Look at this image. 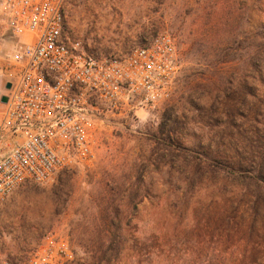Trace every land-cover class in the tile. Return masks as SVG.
<instances>
[{"label": "rangeland", "instance_id": "1", "mask_svg": "<svg viewBox=\"0 0 264 264\" xmlns=\"http://www.w3.org/2000/svg\"><path fill=\"white\" fill-rule=\"evenodd\" d=\"M65 32L100 58L168 32L180 70L157 102L99 113L90 166L13 192L1 254L52 232L72 264H264V0H73Z\"/></svg>", "mask_w": 264, "mask_h": 264}, {"label": "built area", "instance_id": "2", "mask_svg": "<svg viewBox=\"0 0 264 264\" xmlns=\"http://www.w3.org/2000/svg\"><path fill=\"white\" fill-rule=\"evenodd\" d=\"M73 0H0V75L11 83L0 107V207L26 183L90 166L99 113L122 114L167 94L180 70L176 39L159 32L123 55L97 57L65 32ZM72 264L69 239L49 232L23 261Z\"/></svg>", "mask_w": 264, "mask_h": 264}, {"label": "crops", "instance_id": "3", "mask_svg": "<svg viewBox=\"0 0 264 264\" xmlns=\"http://www.w3.org/2000/svg\"><path fill=\"white\" fill-rule=\"evenodd\" d=\"M6 82V79L0 75V107H2L1 96L7 94V89L5 88Z\"/></svg>", "mask_w": 264, "mask_h": 264}, {"label": "trees", "instance_id": "4", "mask_svg": "<svg viewBox=\"0 0 264 264\" xmlns=\"http://www.w3.org/2000/svg\"><path fill=\"white\" fill-rule=\"evenodd\" d=\"M260 180L264 182V177H260ZM92 261L88 262L87 264H99L100 263V258L95 257L94 255L92 256Z\"/></svg>", "mask_w": 264, "mask_h": 264}, {"label": "water", "instance_id": "5", "mask_svg": "<svg viewBox=\"0 0 264 264\" xmlns=\"http://www.w3.org/2000/svg\"><path fill=\"white\" fill-rule=\"evenodd\" d=\"M10 86H11V83L10 82H6L5 88L9 89ZM6 101H7V94H4V95L1 96V102L5 103Z\"/></svg>", "mask_w": 264, "mask_h": 264}]
</instances>
